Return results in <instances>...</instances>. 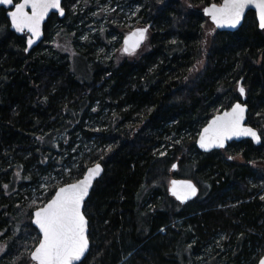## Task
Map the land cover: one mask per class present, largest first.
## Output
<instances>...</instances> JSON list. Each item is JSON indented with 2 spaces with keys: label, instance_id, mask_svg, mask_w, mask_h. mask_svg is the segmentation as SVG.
<instances>
[{
  "label": "trees",
  "instance_id": "16d2710c",
  "mask_svg": "<svg viewBox=\"0 0 264 264\" xmlns=\"http://www.w3.org/2000/svg\"><path fill=\"white\" fill-rule=\"evenodd\" d=\"M89 1L64 2L68 15L58 27L72 37L73 59L52 46L53 19L45 46L27 53L25 38L11 31L1 11L0 232L7 231L0 245L7 251L0 264H29L40 236L32 223L35 203L43 205L99 162L105 171L84 208L92 243L87 264H258L264 257V30L255 13L232 33L204 14L223 0H110L150 26V36L139 60L106 64L90 39L81 40ZM98 1L87 10L96 12ZM208 24L216 33L211 41ZM107 34L118 35L112 26ZM100 41L110 47L105 37ZM201 61L204 69L191 75ZM241 81L248 123L260 130L262 144L245 140L200 152L196 142L210 118L242 101ZM171 176L193 180L198 198L175 201L167 191ZM33 192L45 196L35 201Z\"/></svg>",
  "mask_w": 264,
  "mask_h": 264
},
{
  "label": "snow or ice",
  "instance_id": "6c2138e0",
  "mask_svg": "<svg viewBox=\"0 0 264 264\" xmlns=\"http://www.w3.org/2000/svg\"><path fill=\"white\" fill-rule=\"evenodd\" d=\"M0 5L15 9L7 13L12 28L17 32L27 30L33 37H39L41 22L50 10L56 9L61 16L64 15L61 0H16V2L0 0ZM251 5L258 10L259 27L264 29V0H223L219 6L213 4L206 8L205 14L211 17L217 27L228 25L235 28L240 23L244 10ZM147 31L145 27L132 33L137 39L131 45L129 41L132 37L125 38L123 52L132 54L145 39ZM27 43L31 47L33 40L30 38ZM238 90L240 96L245 95L243 86ZM246 110L247 106L238 102L231 105L229 111L214 117L200 134L198 141L200 148L205 151L213 147L223 148L225 141L242 135L251 137L258 144L261 143V135L251 127H242ZM257 115L259 116L260 113ZM108 151H111V148ZM172 167L175 169L176 165L173 164ZM101 171L102 167L99 163L87 168L82 179L61 185L42 206L34 211L32 223L39 229L40 236L33 238L37 240V244L29 251L30 261L34 264H77V262L87 264V254H90L88 220L86 213L82 211V206L93 180ZM17 175L19 176V173ZM4 187L6 189L7 185ZM169 191L177 200L184 203L196 195L197 188L191 181L172 180ZM261 199L264 200V196H261ZM6 231L7 229L4 230ZM16 231L18 233L19 229ZM4 232H0V236H3ZM6 251L7 246L0 245V256ZM260 264H264V259Z\"/></svg>",
  "mask_w": 264,
  "mask_h": 264
},
{
  "label": "rangeland",
  "instance_id": "374dc122",
  "mask_svg": "<svg viewBox=\"0 0 264 264\" xmlns=\"http://www.w3.org/2000/svg\"><path fill=\"white\" fill-rule=\"evenodd\" d=\"M87 4H90L93 9V4L91 3V0H90L89 2L85 4V11H88L90 15H86L84 18H82L81 27L84 30V34L81 40L82 42L85 39H90L92 41V44H94V48H95L93 51L94 56L99 58V61L101 63L107 64L109 63L111 59H114L115 62L122 61V60H125L126 57H129L130 61H134V59L139 60L142 57L143 53L148 51V47L145 46L146 47V48L144 47L145 50H142L133 56H128L123 52V39L125 38V36L136 28L146 27V25L142 24L140 20H136V17L133 14H130V12L124 10L125 5L121 4V5H118L117 8H115V6L114 7L111 6L110 0H99L97 3L99 6V9L96 12H93L91 8L87 10V7H86ZM79 9H80V3L77 1V3L70 6L69 12L72 15H76ZM113 12H115L117 15L115 19H111L110 17V15L113 14ZM110 26L113 27V32L115 33V35L118 34L116 37L113 34H107V30ZM82 28H79V29H82ZM60 29L61 30L57 38L55 39V41L53 40L52 42V46L56 47L62 53H68L69 55H71L70 58L73 59L76 57V55H75V50L71 45L72 37L71 36L68 37L67 35L64 34L63 29L62 28ZM214 30L215 28L212 24L207 25L205 33L207 35V38L211 37L209 41H211L213 37L216 35ZM103 36L105 37V39H107V42L108 44H110V47H108L107 44L103 45L101 43L100 40L104 38ZM120 36H121V40L119 43V40L117 37H120ZM149 36H150V33H149ZM208 45L209 43H206V46ZM49 46H51V44ZM204 67H205V61H201L194 67L195 70H192L191 75L193 76L196 75L197 73L202 71ZM224 155L227 158H229L230 156L235 157L236 161L238 162L237 164L242 163L241 159H239V156H234L228 153H224ZM253 165H256V163H254ZM172 178H175V177L171 176L168 178L167 191H168V187H169V184ZM261 186H262V189L260 191V195L264 196V188H263V185ZM41 189H43V186L41 187ZM44 196L45 195L43 192L38 193V194L33 192V197L35 201H37L38 199L40 200L43 199ZM35 204L42 206L41 202H37ZM31 262L32 261L29 260V264H31Z\"/></svg>",
  "mask_w": 264,
  "mask_h": 264
},
{
  "label": "water",
  "instance_id": "95a60500",
  "mask_svg": "<svg viewBox=\"0 0 264 264\" xmlns=\"http://www.w3.org/2000/svg\"><path fill=\"white\" fill-rule=\"evenodd\" d=\"M63 3H64V0H61V8H62V10H63V12H64V15L61 16V15L59 14V11L56 10V9H52V10H50V11L48 12V14L45 16V18L43 19V21L41 22V25H40V35H39V37H33L31 33L27 32V30H25L24 32H17L14 28L11 27V21H10V18L8 17V15H7V18L9 19V22H10V29H11L12 32H14V33H15L16 35H18V36H22V35L26 34V35H27V42H28V39H30V38L33 40V44L31 45V47H29V46H28V43H27V52H30V51H32L33 49L39 47V45L43 42L44 37H45V25L48 23V20H49V18H50V16H51L52 14H57V15H59V17H60L61 19H64V18L66 17V14H67V13H66V10H65V8H64V6H63ZM222 3H223V2H222ZM222 3H221V4H222ZM213 4H216L217 6L220 5V4H217V3H213ZM213 4H211V5H213ZM211 5L207 6L206 8L210 7ZM206 8H205V9H206ZM1 9H3V10H7L8 12H9L10 10H13V11L15 10L14 8H11L10 6H4V5H0V10H1ZM205 9H204V14H205ZM28 11L30 12V9H29ZM8 12H7V13H8ZM250 12L255 13V15H256V19H257V23H258V25H259L258 10L256 9V7H255L254 5H251V6H249L248 8H246V9L244 10V13H243V15H242V17H241L240 23L237 24L235 28L230 27V26H228V25H224L223 27H217V26L212 22V19H211L210 16H208V15H206V14H205V16L208 17V18L210 19V21L213 23V25H214L219 31H221V32H232V33H233V32H237V31L243 26V24H244V22H245V18H246V16H247ZM143 28H145V27H143ZM146 28L148 29V31H147V33L145 34V39H144L142 42H140L139 47H137V48L135 49V51H134L132 54H128V53H125V52H124L126 55H134V54L138 53V52L142 49V47L144 46V44H145L146 41H147V37H148V34H149V32H150V26H147ZM259 28H260V27H259ZM138 29H141V28H136V29L132 30L129 34H127V35L125 36V38L132 37L131 40L129 41V45H131L132 43H134L135 40L137 39V37H133V36H132V33L136 32ZM260 29H261V28H260ZM261 30H264V29H261ZM125 38L123 39V48H124V46H125V45H124ZM241 84H242V81L240 82V86H241ZM240 86H239V87H240ZM238 102L241 103L242 105H246V106H247V110H246V112H245V119H244V121H243V123H242V127H244V128L251 127L253 130H255V131L257 132L258 135H260L259 131H258L256 128H254L253 126H251V125L248 123L249 107H248V105L246 104V90H245V95L242 96V101H238ZM238 102H236V103H238ZM229 110H230V108H229V109H226V110H224V111H222V112H219V113H217V114H215V115H213V116L210 118V120L207 122V124L201 129L200 134H201V132L203 131V129H204L205 127L208 126V124L210 123V121H211L214 117L219 116V115H222L223 112H225V111H229ZM200 134H199L198 139H197V142H196V146H197V148H198V150H199L200 152H202V153H211V152H213V151H217V150L222 149V148H216V147H213V148H210L209 150L205 151L204 149L200 148L199 143H198L199 138H200ZM245 140H250V141H252L256 146H260V145L262 144V138H261V143L258 144V143H256L255 141H253L251 137H249V136H243V135H242V136H239V137H235V136H234L232 139L225 141V147H223V148L228 147V146H229L230 144H232V143H241L242 141H245ZM99 164H100L101 167H102V171H101L100 175L97 176V177L93 180V182H92V186H91V188L89 189L88 196L85 197L84 204H83V206H82V211H83V212H84L85 204H86V202L88 201V199H89V197H90V195H91V193H92V190H93V188H94L96 182H97L99 179H101L102 176H103V174H104V171H105L104 165H103L101 162H99ZM175 165H176V168L173 169V172H176V171L178 170V163H176ZM94 166H95V164H93L92 166H90V167H88V168H91V167H94ZM82 178H83V177H81L80 179H82ZM172 180H187V181H191V182L196 186V188H197V193H196V195H195L194 197H191L188 201H186V202H184V203H181V202H180L179 200H177V199L171 194V192L169 191V189H170V187H171V181H172ZM172 180L170 181V184H169V187H168V191H169L170 196H171L175 201H177L178 203H180V204H182V205H186L187 203H190V202H192V201H194L195 199L198 198V196H199V194H200V187H199V186H198L193 180H190V179H183V178H177V177H176V178H172ZM33 213H34V212H33ZM33 219H34V216H33ZM33 219H32V220H33ZM86 219H87V217H86ZM87 220H88V219H87ZM33 225H34V227H35V228L38 230V232H39V229L36 227V225H35V224H33ZM88 235H90L89 221H88ZM89 245H90V251H91L92 243H91V240H90V236H89ZM87 255H88V254H87ZM262 259H264V257L261 258L260 261H261ZM260 261H259L258 264H260ZM33 263H34V262H33ZM77 264H79V262H77Z\"/></svg>",
  "mask_w": 264,
  "mask_h": 264
},
{
  "label": "flooded vegetation",
  "instance_id": "af4514ba",
  "mask_svg": "<svg viewBox=\"0 0 264 264\" xmlns=\"http://www.w3.org/2000/svg\"><path fill=\"white\" fill-rule=\"evenodd\" d=\"M72 0H69V2H71ZM14 2H16V0H14ZM64 2H65V0H64ZM72 3V2H71ZM65 5V3H63V6ZM65 8V10H66V17L64 18V19H61L60 17H59V15H57V14H52L51 16H50V18H49V20H48V23L45 25V37H44V40H43V42L40 44V45H44L45 46V40L47 41L48 39H46V37H47V25L49 24V22L53 19V21H55L56 22V24H55V31H53L52 29H51V34H52V37H51V39H54V41H55V39L57 38V36H58V34H59V32H60V30H59V27L58 26H60V24H59V22L60 21H63V20H65L66 18H67V15H68V8L66 9V7H64ZM68 10V11H67ZM1 11H3L5 14H6V18H7V10H3V9H1L0 10V18H1ZM8 19V18H7ZM9 20V19H8ZM10 23V22H9ZM53 33H55V34H53ZM24 38H25V42H26V52H27V35L26 34H24V35H22ZM148 38V37H147ZM49 42V41H48ZM52 42H53V40H52ZM31 52V51H30ZM30 52H27V53H30Z\"/></svg>",
  "mask_w": 264,
  "mask_h": 264
},
{
  "label": "bare ground",
  "instance_id": "6f19581e",
  "mask_svg": "<svg viewBox=\"0 0 264 264\" xmlns=\"http://www.w3.org/2000/svg\"><path fill=\"white\" fill-rule=\"evenodd\" d=\"M228 147H226V148H222V149H220V150H224V149H227ZM220 150H217V151H220ZM176 178V177H175ZM172 180V179H171ZM169 192V191H168Z\"/></svg>",
  "mask_w": 264,
  "mask_h": 264
}]
</instances>
